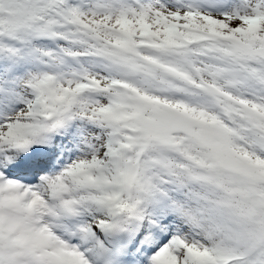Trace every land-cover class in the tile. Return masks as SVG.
Returning a JSON list of instances; mask_svg holds the SVG:
<instances>
[{"label":"snow or ice","instance_id":"1","mask_svg":"<svg viewBox=\"0 0 264 264\" xmlns=\"http://www.w3.org/2000/svg\"><path fill=\"white\" fill-rule=\"evenodd\" d=\"M0 264H264V0H0Z\"/></svg>","mask_w":264,"mask_h":264}]
</instances>
